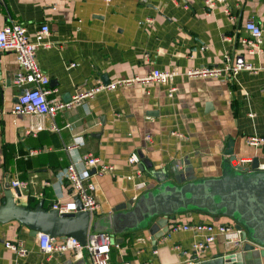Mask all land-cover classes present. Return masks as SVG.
Masks as SVG:
<instances>
[{
  "label": "crops",
  "instance_id": "1",
  "mask_svg": "<svg viewBox=\"0 0 264 264\" xmlns=\"http://www.w3.org/2000/svg\"><path fill=\"white\" fill-rule=\"evenodd\" d=\"M248 20L261 28L264 45V0H224L214 9L207 8L204 0H0V29L21 24L33 40L41 25L49 28L44 41L50 47L38 48L35 56L49 78V101L69 103L98 82L146 76L152 70L178 74L171 82L176 88L172 96H168L170 85L158 83L102 91L84 100L83 106L74 105L48 119L46 126L53 123L57 131L33 137L25 133L30 118L11 113L21 89L14 82L18 65L12 54L0 52V206L5 184L17 179L30 184L21 196L9 187L17 205L42 203L50 210L55 200L70 194L59 174L71 163L81 168L79 161L86 154L113 167L91 179L99 203L93 221L109 216L120 204H135L160 184L155 174L162 171L174 184V174L184 182L218 179L226 167L250 168L256 158L258 170L264 172L260 168L264 146L246 144L248 137H264V56H247L240 43L248 35L244 28ZM225 54L241 55L259 71L203 79L182 75L191 68L220 67ZM78 137L84 146L69 150ZM229 140L236 164L224 155ZM31 149L42 151L24 159ZM132 154L143 156L151 168L140 171L141 160L136 166L129 164ZM45 182L50 186L44 187ZM120 212L128 209L114 213ZM173 224L236 230L229 217L200 211L183 212L168 228ZM105 233L119 245L112 249L110 264H193L234 248L217 236L198 259L192 245L202 235L192 231L165 234L155 246L147 229ZM6 242L21 243L26 256L5 248ZM0 264L89 262L85 250L44 254L29 229L12 221L0 223ZM243 264H264V246L247 252Z\"/></svg>",
  "mask_w": 264,
  "mask_h": 264
},
{
  "label": "built area",
  "instance_id": "2",
  "mask_svg": "<svg viewBox=\"0 0 264 264\" xmlns=\"http://www.w3.org/2000/svg\"><path fill=\"white\" fill-rule=\"evenodd\" d=\"M109 3L111 0H104ZM224 0H204L207 8L214 9L217 4ZM228 14V10H224ZM244 28L247 36L240 39V43L245 48L247 56H264L263 32L261 28L253 21L248 20ZM49 35V28L47 25H41L36 33L33 35V40L26 35V30L21 24H12L0 29V52L10 53L14 56L16 64L18 65V72L15 74L14 82L20 87V92L12 105L11 113L13 115H22L30 118L28 127L26 128V135L35 137L38 133L51 130L57 131L56 126L52 123L46 126L47 120L53 119L59 111L69 110L74 105L83 106L86 99L94 97L102 91H113L118 88L130 87L137 84L158 83L161 85H170L168 96L176 91L171 82L173 78L178 75L176 72H161L159 70H152L146 76H134L132 78L119 79L114 82L104 85L100 82L89 90H86L75 98L72 102L61 104L49 101L47 96L50 91L46 89L49 84V78L37 66L35 62L36 51L38 48H48L50 45L45 43V38ZM223 65L220 67H197L187 69L182 75L188 79H203V78H218L222 76H235L241 71H247L256 74L259 68H255L249 63L245 62L241 55L223 56ZM74 65L71 64V67ZM29 87H25V86ZM246 144L250 147L257 148L264 146V137L252 136L246 138ZM84 146V141L81 137L73 140V145L69 150L80 148ZM41 149H31L28 151V157L37 156L41 153ZM129 164L136 166L139 163V158L136 154H132L128 159ZM79 163L81 168H77V163L69 164L59 174L60 181L66 182L70 189L69 196L64 199L55 200L50 210L56 211L59 215L77 213L78 201L81 205V212H88L91 220L94 218L93 213L99 208V203L95 196L96 187L91 180L95 175H101L105 172H111L113 167L104 164L97 157L91 154H86L81 157ZM264 169V166H260ZM91 170L95 173L92 174ZM9 187L20 192L29 190V182L21 180H11ZM50 183L45 182L44 187H49ZM2 186L0 184V193ZM37 197L41 199L43 193L40 192ZM178 231H192L197 235H202V238L192 245V252L198 259L204 255L207 249L213 244L217 236H222L226 244L232 246L240 245L241 232L234 230L228 226H215L212 224H193V225H178L173 224L167 234ZM38 248L46 255L64 252H81L83 250L87 253L89 264H110L112 249H118L119 245L112 244V237L104 232H94L89 229L86 237V242L82 245L73 237L65 238H51L48 235H36ZM5 248L13 251L19 257L26 256V250L21 243L6 242ZM200 262V261H199ZM129 264V263H124Z\"/></svg>",
  "mask_w": 264,
  "mask_h": 264
},
{
  "label": "water",
  "instance_id": "3",
  "mask_svg": "<svg viewBox=\"0 0 264 264\" xmlns=\"http://www.w3.org/2000/svg\"><path fill=\"white\" fill-rule=\"evenodd\" d=\"M108 83H104L107 85ZM224 155L230 162L237 158L233 154V140L227 142ZM140 171L150 169L148 161L139 155ZM250 168L226 167L218 179L201 181L168 180L164 171L156 173L160 183L152 191L141 196L134 204L130 201L116 206L112 214L91 220L88 212H81L77 201V213L59 215L54 210H46L42 203L29 209L16 204L5 184L4 201L0 206V223L16 221L29 229V235H48L51 238L73 237L82 245L86 242L89 229L95 232L119 233L125 228L147 229L152 245L167 234L168 223L186 211H200L208 215H225L235 222L241 233V244L232 252L219 255L211 260L193 264H243V257L255 246H264V172L259 171L258 159H252ZM133 204V207H132ZM128 209L125 213H114ZM96 216V213H93ZM93 221V222H92ZM111 243H118L112 238Z\"/></svg>",
  "mask_w": 264,
  "mask_h": 264
},
{
  "label": "trees",
  "instance_id": "4",
  "mask_svg": "<svg viewBox=\"0 0 264 264\" xmlns=\"http://www.w3.org/2000/svg\"><path fill=\"white\" fill-rule=\"evenodd\" d=\"M38 204H32V205H28L26 208H29V209H34L37 207ZM48 210V209H46Z\"/></svg>",
  "mask_w": 264,
  "mask_h": 264
},
{
  "label": "rangeland",
  "instance_id": "5",
  "mask_svg": "<svg viewBox=\"0 0 264 264\" xmlns=\"http://www.w3.org/2000/svg\"><path fill=\"white\" fill-rule=\"evenodd\" d=\"M234 164H236V163L234 162Z\"/></svg>",
  "mask_w": 264,
  "mask_h": 264
}]
</instances>
